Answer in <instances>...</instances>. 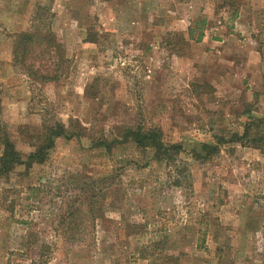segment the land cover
Returning a JSON list of instances; mask_svg holds the SVG:
<instances>
[{
    "label": "rangeland",
    "instance_id": "rangeland-1",
    "mask_svg": "<svg viewBox=\"0 0 264 264\" xmlns=\"http://www.w3.org/2000/svg\"><path fill=\"white\" fill-rule=\"evenodd\" d=\"M238 3L0 0V134L23 154L44 119L84 134L0 179V264H150L137 254L151 244L157 264H264V0ZM203 19L201 42L171 52ZM41 24L67 62L47 84L12 66L15 35ZM136 125L183 151L165 164L130 141L91 146Z\"/></svg>",
    "mask_w": 264,
    "mask_h": 264
},
{
    "label": "trees",
    "instance_id": "trees-1",
    "mask_svg": "<svg viewBox=\"0 0 264 264\" xmlns=\"http://www.w3.org/2000/svg\"><path fill=\"white\" fill-rule=\"evenodd\" d=\"M239 0H222L221 6L234 8L238 5ZM43 19L44 15L38 16ZM37 17V19H38ZM204 25L205 20H197L187 29L186 37L183 35H175L174 42L169 43V49L175 55H184V48L189 45L190 42L200 43L204 37ZM87 41L95 43V40L90 38ZM56 59V60H54ZM65 50L57 39L55 33L50 26L45 24L35 26L27 31H22L15 35L12 47V66L18 68L25 77L35 83H52L57 82L63 78L66 62ZM42 61L53 62L45 72H41L40 69L44 67ZM35 64L37 67L35 68ZM262 126L264 125V122ZM69 126H65L58 120H43V124L40 131L32 135L33 150L27 154H23L18 151L14 143L10 140L7 133L1 130L0 144L2 146V153L0 155V179H6L11 173L18 167H25L30 169L34 164H44L50 155V152L55 146L57 139H73L82 137L84 134L74 128L73 123H69ZM245 126L244 132L241 136L238 134H231L230 138L225 139L224 136L217 137L214 143H204L201 146V150H194L193 154L196 159L201 161H208L211 157L219 152V146L224 143H239L244 138L249 136L250 127ZM119 134L112 139H97L92 141V147L101 149L104 152L109 153L113 146L116 144H124L128 141L132 142L137 149L144 151H151L153 158L156 161L170 164L175 156H178L182 151L181 144L178 143H165L161 137V133L157 128H145L142 125L136 126H120L118 128ZM257 141L256 138L251 140ZM174 185L180 186L178 180L174 182ZM72 222H69L70 225ZM72 242L75 241L74 236L69 238ZM77 241H80L78 239ZM144 251L149 252L148 259L150 264H157L160 259L157 256L155 244L150 246L138 248L137 256L143 258ZM31 253H34L31 251ZM32 263L34 260L30 257Z\"/></svg>",
    "mask_w": 264,
    "mask_h": 264
}]
</instances>
